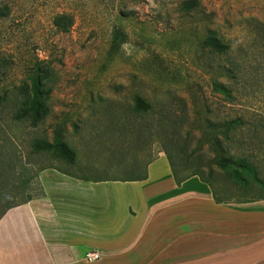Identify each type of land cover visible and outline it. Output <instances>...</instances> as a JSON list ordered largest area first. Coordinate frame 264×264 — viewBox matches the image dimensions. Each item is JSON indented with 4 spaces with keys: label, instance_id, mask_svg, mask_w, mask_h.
Here are the masks:
<instances>
[{
    "label": "rangeland",
    "instance_id": "rangeland-1",
    "mask_svg": "<svg viewBox=\"0 0 264 264\" xmlns=\"http://www.w3.org/2000/svg\"><path fill=\"white\" fill-rule=\"evenodd\" d=\"M187 1L0 0V217L43 196L46 170L125 181L161 155L221 198L264 197V0ZM39 80L46 113L33 125L20 114ZM138 99L151 110L136 112ZM37 140L60 141L75 162L36 152ZM230 156L257 179L218 165ZM196 244L200 256L205 237Z\"/></svg>",
    "mask_w": 264,
    "mask_h": 264
},
{
    "label": "crops",
    "instance_id": "crops-1",
    "mask_svg": "<svg viewBox=\"0 0 264 264\" xmlns=\"http://www.w3.org/2000/svg\"><path fill=\"white\" fill-rule=\"evenodd\" d=\"M147 174L91 182L44 171L43 196L0 217V264H264V200L217 204L197 176L179 187L164 155ZM91 251L101 259L86 263Z\"/></svg>",
    "mask_w": 264,
    "mask_h": 264
},
{
    "label": "trees",
    "instance_id": "trees-1",
    "mask_svg": "<svg viewBox=\"0 0 264 264\" xmlns=\"http://www.w3.org/2000/svg\"><path fill=\"white\" fill-rule=\"evenodd\" d=\"M184 9H195V8H199L200 7V2L199 0H189L187 2L184 3L183 5ZM5 15V12H2L0 10V17H3ZM207 44L209 46H211L213 49L217 50L218 53H223L226 49L227 46H225L223 44V42L219 39V37L217 36V34H215L214 32H210L209 37L207 39ZM42 86V82L36 81L33 84L32 90L30 92H27L26 94V107L23 106V111L25 112L24 114H20V117H24V118H30L32 121L33 125H37L45 116L46 110L44 108V105L42 103V98L44 96V92L41 89ZM143 103H141V101L138 99L136 102V108L135 111L136 112H148L149 110H151V107L145 102L143 105H148L147 108H144L142 106ZM239 125L238 122L235 121H231L230 124L228 125V129L231 131L232 129H236V127ZM224 137L225 138H229L228 133L229 132H223ZM34 150L36 152H54V151H59L60 154L67 159V161L71 164H73L75 162V158H74V153H72L70 150H68L64 145H62L60 143V141H56L54 143H50L46 140H37L35 141L34 145ZM168 157V161L172 170V173L174 175L175 178V182L177 184V186H181L185 181H187L188 179L198 176L200 178V180L203 183H206L209 185V187L211 188V191L213 193V198L215 200V202L217 204H230V203H250V202H255L258 200H264V197H259L257 199H249V200H239L234 202L231 199H225V198H221L216 190V188L212 185L211 181H209L208 179H206L205 177H203L200 174H193L190 176H186V177H179L178 172L175 168V164L172 160V158L170 156ZM225 164V166L227 167H234L235 171H237L239 174L244 172L247 173L249 175H251L253 178L257 179L256 177V171H254L256 168L254 166L253 163L249 162L247 159L245 158H241V157H235V156H230L227 157L226 159L223 158L222 159V164L219 163L218 165H223ZM62 172V171H60ZM64 173V172H62ZM255 173V174H254ZM66 174V173H65ZM254 174V175H252ZM70 175V174H67ZM238 178L244 182L243 186L246 188L249 186L248 181H246L245 178H243L241 175H238ZM148 179V174L146 173V175L144 177L141 178H134V179H130V180H125L123 182H131V181H144ZM104 181H110V180H104ZM104 181H99V182H104ZM118 181V180H116ZM260 185H262L264 187V182L260 183Z\"/></svg>",
    "mask_w": 264,
    "mask_h": 264
},
{
    "label": "built area",
    "instance_id": "built-area-1",
    "mask_svg": "<svg viewBox=\"0 0 264 264\" xmlns=\"http://www.w3.org/2000/svg\"><path fill=\"white\" fill-rule=\"evenodd\" d=\"M101 259V254L95 251L88 252L84 258L86 263H94Z\"/></svg>",
    "mask_w": 264,
    "mask_h": 264
}]
</instances>
